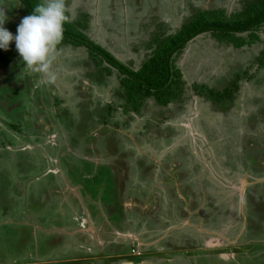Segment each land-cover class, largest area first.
<instances>
[{
    "label": "rangeland",
    "instance_id": "1",
    "mask_svg": "<svg viewBox=\"0 0 264 264\" xmlns=\"http://www.w3.org/2000/svg\"><path fill=\"white\" fill-rule=\"evenodd\" d=\"M78 3L79 0H74L70 9V18L79 19L78 12L81 9L85 10L87 4L90 5V8L86 9L87 35L97 44L105 47L118 60L124 63L132 61L135 68L144 55L142 51L135 52L133 48V44L141 37V32L132 34L131 31L136 32L138 26L145 22L152 6L158 7L160 21L168 24L173 31L179 27L182 19L190 14L192 7L208 5L224 10L226 15H232L240 10L241 4L240 0H90L87 4L82 0L78 7ZM110 6L114 9V13L109 9ZM0 9L8 17L4 27L15 35L16 28L25 15L21 5L17 0H0ZM80 19L85 20L82 16ZM131 24L135 26L132 27ZM257 34L259 39L255 43L241 49L223 45L207 33L190 41L175 61V66L180 70L184 82L183 94L179 100L166 108H159L155 106L152 99H148L141 115H125L121 109H118L117 106L122 102L123 96L118 89L116 72L113 71L110 76H106L96 70L84 48H73L68 45L58 48L57 57L51 66V71L56 75L54 81H50L44 73L27 67L21 58L16 59L10 69L4 70L2 87H0V264L3 259L7 262L5 264L80 263L69 259V253L82 251L78 250L72 241H70L72 244L69 243L67 246L63 243L61 248L64 249H60L59 255L52 254L53 259H44L39 254L44 255L51 249L57 248L53 244V242L56 244L55 238L60 240L63 237L51 232L53 229L59 231L62 223L64 226V221L59 222V217H64V214L70 216L75 212L81 214L83 203H91V199L99 201L100 211L111 214L109 206H106L111 201L109 194L114 191L112 186L119 172L116 171V167L105 166L104 163L107 156L112 157V155L117 163L123 162L124 159L130 160L129 152L118 154L122 158L116 155L117 151L110 152L111 148L108 144L111 145L112 141L109 140L114 136L118 139L119 134H124L125 139L127 137L134 141V145H131L125 140L126 145L122 148L124 151L129 150L139 154L138 157L147 156L154 159L156 161L154 165L161 166L158 161H161L162 156L168 151L173 152L175 149L179 152L182 148H188L194 151L196 160L200 161L192 162V168L196 167L197 170L202 165L201 167L209 172H214V168L209 166L212 160L207 161V157H213L215 154L218 164L215 165V169L223 173L221 177L225 180H234L233 177L237 174L243 176L244 171L248 170L247 167L251 171L259 170L263 165L259 161L264 158V112H262L264 111V68H258L256 59L264 58V26ZM242 72L246 76L253 74L254 77L251 80L240 79L239 89L234 95V100L229 104L214 103L206 96L196 95L191 88L194 84L204 83L220 91L228 86L227 83L233 74ZM85 92H88L87 98L84 97ZM83 100L87 101V106L83 104ZM86 109L88 116L82 115L85 114L83 112ZM97 109L102 110V116L96 113ZM43 115L52 120L48 123H55L56 131L46 130L47 137L53 139L54 144L57 145L55 147L45 144L47 142L45 135L35 133L37 128L35 123H39L36 122L37 119L43 120L45 118ZM104 119L105 123L102 121ZM89 120L93 121L92 124L88 123ZM10 124L13 125L12 128ZM47 127L49 129L50 126L47 124ZM69 133H71L70 136L67 135ZM147 133L154 138L158 137L161 144L171 142L168 143L169 146L162 145L159 151H155L154 146L157 143L145 140ZM32 142L46 145L44 148L46 152L43 153L49 158L56 154V157L52 156V161L68 158L65 160L66 163L61 164L64 179L75 184L86 182L85 190L90 199L85 197L83 187L80 188L81 190L76 188L78 193L71 188H66V194L62 195L53 184V180H48V176L39 177L46 170V166L45 161L41 162V155L33 151L30 144ZM206 143H210L211 148L205 147ZM26 144L27 148L24 147ZM69 145L72 149L80 147L82 155L75 151L70 154ZM96 145L100 146L99 151ZM95 156L103 159L98 160L102 165L92 164L96 159ZM169 156L168 154L167 157ZM30 165H33L36 170ZM189 165L190 163L186 162L185 168ZM252 165L257 168H252ZM166 167L169 169V166ZM232 171L237 173L234 174ZM155 172L159 176L163 175L159 168ZM206 174L209 173L206 172ZM58 179L61 178L58 177ZM161 180L165 185L171 183L165 175ZM251 182L257 183L252 190L262 195L264 178L250 180L249 183ZM248 186L244 183V189ZM181 189L187 199L189 198L187 191L192 190L193 197L199 202V195L192 187L183 184ZM100 194L104 202H100ZM147 199L144 201V208L151 207L150 214L160 215V219L165 216V220L170 217L172 221H175V211L180 212L185 209L173 208L169 205L168 211L156 210L160 196H147ZM229 201L233 203L236 200L216 199L218 202L216 204L219 205L215 208L216 214L214 213L213 216L214 222L218 220L217 226L222 224L221 233L224 236L230 232L233 225L230 221L233 218L224 214L231 207L228 204ZM90 206H92L91 209L97 208L95 204ZM197 207L191 204L190 212ZM57 208L58 214L55 212ZM238 212L241 217L239 208ZM33 213H37L39 218L33 216L34 219L30 222ZM200 215L195 216L200 219ZM243 215L245 216V213ZM254 215L256 213L251 212V216ZM195 216L191 221L195 219ZM204 216L210 218L212 215L210 212H204ZM247 217L245 225L242 222L243 229L240 228V230L245 229L251 236H257L261 231L264 234V225L261 226L257 219L247 221ZM29 224L45 230L49 229L45 227L51 226L48 234L40 231V237L44 239V242L38 247L39 254L33 253L28 250L29 247L23 245V237L28 231L26 229ZM67 224L78 225L75 221ZM190 235L194 236V234ZM69 238L75 241L79 239L78 235H72ZM201 240L204 241L203 238ZM85 243L86 241L82 242V244ZM228 249L230 253H242L244 257L237 255V259L232 260L233 258L229 257L226 261L218 257L211 259L207 257L204 260L199 259L198 264H264V247L260 243L238 241ZM126 250L128 252L127 246ZM184 250L189 251V253H179L184 258H197L198 254L204 256L207 254L204 252L206 249L199 247L194 239L184 244ZM215 251L220 253L223 250L217 248ZM194 253L196 255L193 256ZM232 255L233 253L230 256Z\"/></svg>",
    "mask_w": 264,
    "mask_h": 264
},
{
    "label": "trees",
    "instance_id": "2",
    "mask_svg": "<svg viewBox=\"0 0 264 264\" xmlns=\"http://www.w3.org/2000/svg\"><path fill=\"white\" fill-rule=\"evenodd\" d=\"M17 1L25 14L24 17L31 14L32 9L40 2V0ZM80 1L82 0H79L78 7H80ZM84 1L86 4L90 2V0ZM73 3L74 0H66L69 16H71L70 9ZM240 3V10L232 15H226L224 10L208 5L192 7L190 14L183 18L179 27L173 31L168 24L160 21L158 7L152 6L145 22L138 26L136 32L131 31L132 34L141 32L142 37L133 44L134 51H142L144 55L137 68L132 61L124 63L118 60L105 47L97 44L87 35L86 9L90 8L88 4L85 10L81 9L78 12L79 19L70 18V22L65 25L64 38L58 48L63 45L84 48L88 52V59L100 73L110 76L115 71L118 89L123 96L122 102L117 106L118 109H121L125 115H141L148 99H152L155 106L159 108H166L179 100L184 92V82L180 70L175 66V61L186 45L196 37L207 33L217 42L234 49L251 46L259 39L257 33L264 26V0H240ZM109 9L114 13L111 6ZM81 16L85 20H81ZM18 58L20 57L15 50L14 42L10 44L8 51L0 50V65L5 69L12 67L13 62ZM256 60L258 68H264V58ZM244 75L243 72L233 74L227 83L228 86L220 91L204 83L194 84L191 88L196 95L206 96L214 103L229 104L234 100V95L239 89L240 79L251 80L254 77L253 74ZM84 97H88V92L84 93ZM83 104L87 106V101L83 100ZM83 113L85 114L82 115L88 116L87 109ZM96 113L102 116V110L97 109ZM102 121L106 122L105 119ZM89 122L92 124L93 121L89 120ZM253 124L250 125L253 126ZM146 138L152 140L154 137L147 133ZM245 165L249 166L247 163ZM252 168L257 167L252 165ZM79 262L73 263L86 264L87 261Z\"/></svg>",
    "mask_w": 264,
    "mask_h": 264
},
{
    "label": "crops",
    "instance_id": "3",
    "mask_svg": "<svg viewBox=\"0 0 264 264\" xmlns=\"http://www.w3.org/2000/svg\"><path fill=\"white\" fill-rule=\"evenodd\" d=\"M205 147L211 148V144L206 143ZM192 152L194 153L193 150ZM237 152H238V148H237ZM196 157L197 156L193 154V160L190 162V165L187 168H185L186 161L183 160L182 179L185 178L186 173L189 175V177L186 178L187 181L184 182L183 184L187 185L188 187L193 186L192 188L194 189V192L199 195L200 200L199 202L195 200V198L193 197L192 190L190 189L189 191H187V193L189 194V198L187 199L183 193L184 191L182 192L181 187L175 185L174 196L178 199V203L176 204V206H178V208H185V209H182L179 212V215L175 214L176 215L175 221L171 222L172 225L170 227L172 228L168 230V233L165 234V231L160 230L157 235H153V234L147 235L145 228L144 230L138 229L136 225L137 219L140 220L141 218L146 222L147 220L151 219V214L149 210L151 207L148 206L149 208L148 207L144 208V201L148 200L147 195L149 189L148 188H141L139 190L133 189L130 191V194L125 195V193H123L122 191V188L124 181L126 179L124 177H121V175L119 174L118 177L114 179L115 184L112 186L114 188V191H111V193L109 194V197H111L110 200L111 199L112 200L108 202V205L106 206V207L109 206V210L111 212L110 216H112L111 219L109 216H104L105 213L103 211H100L101 204L99 203V201H97L98 202L97 203L93 199L90 200L91 203L89 202L83 203L81 214L80 213L77 214L75 212V214L81 219L78 220V222L76 221L78 225L69 226V224H67L68 222L71 223L74 222V220L72 219L73 215L66 216L64 214V217L62 216L59 217L60 218L59 222L63 220L65 224L63 226L62 223V225L59 227V231L61 233L56 230L54 232H56L57 235H59L60 237L62 236L63 239L65 238L68 243H71L70 241H72L78 250H82L77 253H69L70 254L69 259H72L74 261H83V262L87 261L86 264H146L147 262H150L151 264H198L201 259L204 260L207 257H208L207 259L218 257L224 261H226V259H228L229 257L231 259L233 258L232 260H234L235 258L237 259L238 258L237 255L240 257H244L242 256L243 255L242 253H234V252L230 253L228 251L229 246H231L232 244H236L238 241H241L243 235V234H239V230L241 228L242 222L245 221L244 220L242 221L239 212H237V209L234 207L236 201H234L233 204H230L231 202L229 201L228 204L231 205V207L228 210H226L224 213L228 217L233 218L232 220H230L233 223L230 230L231 232H229V235H226L227 237L221 233L217 236L218 237L217 238L215 236H212V233H210V232L217 233L218 229L221 230L222 228V224L217 226L218 220L214 222L215 219L214 217L209 222H207L206 225L203 219L201 218V215H200V219L196 220L195 218L193 221H191V219L194 218L195 215L198 214L204 215V212H210L212 211V209L216 211L215 208L219 205L216 204L218 203L216 202V199L224 198L226 200L228 199L235 200V198L238 196L236 195V191L234 187V185L236 184L233 183H237V181L241 182V178L243 176L241 174H238L236 175V177H234L235 178L234 180L222 179L223 177H221V175H223V173L221 171H216L215 169V165H218L215 154H213V157L212 156L207 157V161L212 160L209 166L214 168V172H209L206 168L201 167L202 165H200V168L198 170L196 167L192 168L193 161L194 163L200 162L199 160L198 161L196 160ZM177 164L179 166V162H177ZM206 172H208L209 174H206ZM93 176H95L94 172H93ZM153 176L156 186L155 188L159 189L161 183H159L160 181L158 180L157 175H153ZM167 176L171 177L168 174ZM172 180L173 177L170 178L171 183H173ZM245 181H246L245 185L251 184L249 183L250 180L248 178H246ZM78 184L80 188L84 187L83 189L85 193L84 192L83 193L84 195H86L85 197L89 200L90 199L89 195L85 190V187H87L86 186L87 183L79 182ZM65 189L66 188H64L63 186V191H62L63 195L66 194ZM151 189L152 188H150V191ZM73 191L75 193H78L76 188ZM101 194H100L101 197L100 202H104L102 200L103 198ZM152 194H154V196L157 197L159 196L158 194H155L154 191L150 192L151 196ZM115 200L117 201L116 204L114 202ZM90 204H95L97 208L91 209L90 208L91 206H89ZM191 204H195L198 206L197 208H195V210H192V212H190V208H189ZM169 205L170 204H168V206ZM161 207L162 209H165L167 208V204L165 202L162 203L159 202L157 206V210H160ZM165 210L168 211V209ZM93 212L95 213V216ZM158 214L160 213L158 212ZM99 215L105 217L104 221L106 222V225L105 224L102 225L97 219H95V217H98ZM157 216L160 217V215ZM82 219H86L87 221ZM112 219L115 222L118 221V225L119 224L120 225L115 228L114 223L112 224L113 221ZM234 219H236V221H234ZM140 222L145 227V223L142 222V220H140ZM156 225L157 223H155L153 227H155ZM169 233H174V234H169ZM182 233L183 236L186 238L185 240L183 239L184 237L182 238ZM190 234H194V236L192 235L191 236L199 247L202 246L201 248L206 249V251H204L207 252L205 256L203 254H198L197 258L196 257L184 258L179 255V253H189V251L184 250V244L190 243L189 242ZM72 235H78L79 237L78 241H75V239L70 240L69 237H72ZM66 236H68V238H66ZM235 237L236 239L234 240ZM202 238L204 240L206 238L207 241L205 240V242L201 243L200 241ZM223 238H225L224 241ZM254 240L256 241V238H254ZM83 241L91 242V245L89 247L92 248V250L90 252L84 250L80 246V244H82ZM251 242L253 241L248 240L243 243H251ZM256 242L260 244L262 243L261 241H256ZM98 243H100V245ZM126 246L128 252L126 250ZM134 246H136L137 249H140L141 253L145 254L142 260L130 256L129 254L130 249ZM217 248L222 249L223 251L217 253L215 251ZM224 251H228V252L223 253ZM172 253H177V254H172ZM232 253L233 255L230 256ZM86 256L89 258H85Z\"/></svg>",
    "mask_w": 264,
    "mask_h": 264
},
{
    "label": "flooded vegetation",
    "instance_id": "4",
    "mask_svg": "<svg viewBox=\"0 0 264 264\" xmlns=\"http://www.w3.org/2000/svg\"><path fill=\"white\" fill-rule=\"evenodd\" d=\"M10 68H8V69H10ZM4 70H5V67L0 65V74H1L0 75V87H2L1 86V83H2L1 80H2V74H3ZM43 117H45V116L43 115ZM49 121H52V120L50 118H48V117H45L43 120L42 119H37L36 122H39V123H35V125L37 126V128L35 130V133L36 134L39 133V135H45L47 137L46 130L47 131L50 130L49 132H51V130L56 131L57 129L54 126L55 123L54 124L48 123ZM47 124H48V126H50L49 129L47 127ZM57 126L59 127V123L58 122H57ZM12 127H13V125L10 126V128H12ZM67 131H71V129H67ZM72 131H73V129H72ZM67 135L70 136L71 133H69ZM31 137H30V139H31ZM116 139H117V137L114 136L113 138H111V140H109L110 142L112 141L111 145H110V143L108 144L109 148H111L110 152L112 153L114 151L115 152L117 151L118 153L116 155L122 154V152L123 153L129 152L130 153V155H129L130 160L128 159V161H126L123 158L124 159V160L122 159L123 162L119 161L117 163L116 158L115 159L112 158V157H114L112 155V157L107 156V158H106V162L107 163L105 162L104 165L105 166L111 165V166H113V168L116 167L117 168L116 171L119 172L121 177H124L126 179L124 181L123 188H122L123 193H125V195H126V194H130V191L133 190V189L139 190L141 188H148L149 192H148L147 196H151L150 192L154 191L155 194H158L160 196V200H158L157 202H161V203L165 202L167 204V208H168V204L172 205L173 208H177L178 206H176V204L178 203V199L174 196L175 195L174 194L175 193L174 186L177 185L179 187H182L183 183L187 181L186 178L189 177V175L187 173H186V176L184 178L185 180L182 179V170H183L182 169V162H183V160H185L187 163H190L193 160V154H192L193 152H192V150L190 151V150H188V148H182V150L179 151V152L175 151V149H173V152H169L168 151V153H166L165 155L162 156L161 161L157 160L161 164V166H160V165H154V163L156 161L154 159L152 160V159L148 158L147 156L138 157V156H140L139 154L133 153L132 151H129V150L124 151V149H122V148L126 145V143L131 144V145L134 143V141L130 140V138L126 137V139H125L124 134H119V138L117 139V141H116ZM168 139H170V138H168ZM125 140L127 141L126 143H125ZM145 140L157 143L154 146L155 151H159L162 145H164L165 147L169 146L168 143L171 142V141H167L166 143H162L161 144V143H159L160 139L158 137H155L152 140H150V139L148 140L146 138ZM53 141H54L53 139H50V137H47V142L45 144L46 145L50 144L51 146H54V147L57 146L56 144H54ZM30 144H32L33 151L34 152H38L39 155H41V157H42L41 162L45 161L46 170L39 177L45 178V177L48 176L47 177L48 180H50V179L53 180V184L56 186L57 190L62 193V195H63V192H62L63 191V186H64V188H68V189L71 188L72 190H75V188L78 187L77 190H80V187H79V184H78L79 182H77L76 184L75 183H71V182H68L63 177V173H62V170H61V164H62V162L66 163L65 160L68 159V158L64 159V157H63L64 160H61V159L59 160L58 159L57 161H52V158H53L52 156L56 157V154H53L52 156H50V158L48 156H46L43 153V152H46L45 149H44L46 147V145L40 144V143H37V142H32ZM26 146H27V144L24 147H26ZM69 146H67V147H69ZM96 146H97L96 147L97 150L99 151L100 150V146L99 145H96ZM69 149L71 151L70 154L72 152H74V151L77 152V153L79 152V155H82V153H83L82 149H80V147L78 148V146L75 147V149H72L71 146H70ZM174 151H175V153H174ZM168 154L170 155L169 158L167 157ZM118 157H120V156L118 155ZM87 158H89V157H87ZM95 158H96L95 160L92 159V160L95 161V162L93 161L92 164L95 165V166H96V163L98 165H100L101 161L103 159H101V157H96V156H95ZM111 158H112V160H111ZM120 158H122V157H120ZM98 160H101V161L98 162ZM177 162H179V166H178ZM259 163L263 164V165H261V168L259 170L251 171V169L247 167L248 170L244 171V176L243 177H247L251 181L264 178V158H262L259 161ZM53 165H54V167H53ZM58 165H60V166H58ZM166 166H169V169ZM30 167L32 169H35V167L33 165H30ZM157 168H159V170H162V172H163L162 176H159L158 173L155 172ZM53 169H55V171H53ZM232 173L236 174L237 172L236 171H232ZM167 174L170 175L171 177H173V180H172L173 183L172 184L170 183L169 185H165L162 182L161 178L164 175L167 176ZM175 174H177V175H175ZM153 175H157L158 180L160 181L159 183H161V185L159 186V189L155 188L156 186H155V181H154V176ZM178 176H179V179H178ZM58 177H60L61 179H58ZM167 177H169V176H167ZM171 177H169V179ZM190 177H191V175H190ZM234 177H236V175ZM30 181H32V183H33L32 179H30ZM56 182H57V184H56ZM61 182H62V184H61ZM179 182H181V184H179ZM240 183L241 182H238V181H237V183H233V184H236V185H234V187H235L236 195L238 196V197L235 198L236 202L234 204V207L236 208V206H238V208L240 210L242 221L244 220L246 222V217L248 215L247 221L249 219H251L252 221H255L257 219V222H259L261 226L264 225V196H263L264 192L261 195L259 193H255L252 190L255 187V184H257V183L251 182V184L246 189H244V186L242 187ZM236 187H237V189H236ZM150 188H152L151 191H150ZM153 195L154 194H152V196ZM110 198L111 197H109V199ZM233 203L231 202L230 204H233ZM167 208H165V209H167ZM238 208H237V212H238ZM155 209L157 210V206H156ZM165 209H162V210L160 209V211H167ZM58 211H59L58 208L55 209L56 214H58ZM251 212L256 213V215L251 216ZM175 213L179 215V211H175ZM214 213L216 214V211L214 209H212V211H210V214L212 215L210 218H206L203 214H201V218L205 222V225L207 224V222H209L213 218ZM244 213H245V216L243 215ZM33 216H35L37 219L39 218V215L37 213H33L30 222H32V220L34 219ZM104 216H109L110 219L112 218V216H110L109 214H105ZM104 216L99 215L95 219H97L102 225L103 224L106 225V222L104 221V218H105ZM195 218H196V220H198V216H195ZM72 219L75 222L76 221L78 222V220H81L80 217H78L75 213L73 214ZM82 220L86 221V219H82ZM140 220H142V222L145 223V227L142 225ZM140 220L137 219L136 225H137L138 229L144 230V228H145V231H146L147 235L148 234L157 235L160 230L165 231V234H166V233H168V230L170 228H172L170 226L172 225L171 222H173L172 219H170V217L165 220V216H162V218L160 219V217H158L157 215H154V214H151V219L147 220V222L144 221L141 218H140ZM259 220H261V221H259ZM119 221H120V219H119ZM245 222H243L244 225H245ZM113 223H114V227L115 228L120 225V224L118 225V221L115 222L113 220L112 224ZM155 223H157V225L155 227H153V225ZM257 226H259V224ZM27 227L29 229L28 228L26 229V227H25V229L28 230V231H27L26 234H24V237H23L24 243H23V245H24V247H29L28 250L32 251L33 253H38V247L40 246V243L44 242V239L40 237V231L43 232V234H48V232H50L49 229L51 228V226L50 227H45V228H49L48 230H45V229H42V228H35V226H33L31 224H29ZM253 227L255 228V223L253 224ZM153 228H154V230H153ZM54 231L55 230L53 229V231L51 233L54 234V235H57V233L54 232ZM173 231H175V230H173ZM241 232H243L242 233L243 234L242 238L244 236V238L241 240L242 242H246L248 240L254 242L255 241L254 238H256V241H261L262 242L261 245L264 247V242H263L264 241V234L262 233V231L259 232L260 234H258L257 236H253V235L251 236L250 233H246L245 229H244V231L239 230V234H241ZM254 232H256V230H254ZM211 233H212V236L217 237L218 234H221V230L218 229L217 233H215V232H211ZM169 234H174V233H169ZM28 235H29V238H28ZM227 235H229V233ZM183 237L184 236H183V233H182V238ZM24 239H27V240H24ZM183 239L185 240L186 238L184 237ZM192 240H193V238L190 235L189 242L192 241ZM205 240L207 241L206 238H205ZM205 240L204 241L201 240L200 242L203 243V242H205ZM54 241L56 242V244L54 242H53V244L57 248L56 249H51L50 251L44 253V255L38 253L40 256H42V258H44V259H53L52 258V254H54V255H55V253L58 254L61 251L60 249H64V248H61L63 243L66 244V246H67V244H69L66 241L65 238L64 239L61 238L60 240L55 238ZM70 244H72V243H70ZM98 244L100 245V243H98ZM90 245H91V242H86L85 244H80V246L84 250H87L88 252H90L92 250V248L89 247ZM133 250H135L139 255L133 254L132 253ZM129 254L132 257L139 258L140 260H142L144 258V256H145V254L141 253L140 249H137L136 246H134V247H132L130 249V253ZM68 255H70V254H68ZM194 255H196V254L194 253L193 256ZM47 257H49V258H47ZM19 258H21V257H19ZM5 263H7V262L5 261V259H3L1 264H5Z\"/></svg>",
    "mask_w": 264,
    "mask_h": 264
},
{
    "label": "clouds",
    "instance_id": "5",
    "mask_svg": "<svg viewBox=\"0 0 264 264\" xmlns=\"http://www.w3.org/2000/svg\"><path fill=\"white\" fill-rule=\"evenodd\" d=\"M7 21L8 17L0 9V50L8 51L14 42L16 52L27 67L54 81L56 75L51 66L64 38L65 25L70 22L66 0H40L31 14L21 20L15 35L4 27Z\"/></svg>",
    "mask_w": 264,
    "mask_h": 264
},
{
    "label": "water",
    "instance_id": "6",
    "mask_svg": "<svg viewBox=\"0 0 264 264\" xmlns=\"http://www.w3.org/2000/svg\"><path fill=\"white\" fill-rule=\"evenodd\" d=\"M246 179H245V177L243 178V179H241V186L243 187L244 186V183H246V181H245Z\"/></svg>",
    "mask_w": 264,
    "mask_h": 264
},
{
    "label": "built area",
    "instance_id": "7",
    "mask_svg": "<svg viewBox=\"0 0 264 264\" xmlns=\"http://www.w3.org/2000/svg\"><path fill=\"white\" fill-rule=\"evenodd\" d=\"M133 254L139 255L135 250L132 251Z\"/></svg>",
    "mask_w": 264,
    "mask_h": 264
}]
</instances>
